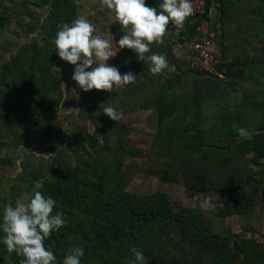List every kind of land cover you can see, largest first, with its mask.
I'll return each instance as SVG.
<instances>
[{
  "label": "trees",
  "instance_id": "trees-1",
  "mask_svg": "<svg viewBox=\"0 0 264 264\" xmlns=\"http://www.w3.org/2000/svg\"><path fill=\"white\" fill-rule=\"evenodd\" d=\"M5 1L0 0V16ZM155 1L159 8L162 0ZM39 2L49 3L53 9L52 22L43 27L46 31L57 32L59 25H70L76 19L75 10L79 5L75 0H36V4ZM211 7L212 0H208V12ZM61 9L67 10L62 16L57 15ZM179 29L177 39L181 43L184 37L196 34V21L189 16ZM56 58H59L56 52L50 53L36 42H25L2 64L0 114L15 121L18 128L43 134L56 127L55 115L63 98V77L55 67ZM137 60L132 56L124 61L121 75L145 71L141 67L131 70L130 62ZM172 65L180 68L177 61ZM224 66L222 64L220 70L225 74ZM166 75L169 81L175 79L169 70ZM154 87L152 99L158 102L160 112L159 128L146 163L149 168L125 163L135 154L128 146L114 144L109 156L102 155L104 142L117 143L108 133H102L103 142L82 133L73 137L74 159L60 157L50 165L48 173L38 176V180L44 181L42 194L56 201L52 214L62 213L66 222L45 240V246L57 257L56 264H62L68 250L76 246L85 253L81 264H126L134 258L132 248L142 252L148 264H175L164 235V227L170 221L181 224V234L189 241L200 244L208 252H217L213 264H239V261L264 264V244H260L256 236L233 233L222 237L212 231L210 219L201 210L179 203L169 192L137 194L129 189L136 173L152 169L166 180L176 173L192 177L195 182L188 187L194 192L206 188L227 193L221 205L215 206L216 214L221 216L245 212L254 205L258 194L264 201V123L254 117L244 122V128L257 131L251 140L239 135L180 136L175 133L179 121L167 116V110L173 105L167 100L170 87ZM147 105L150 104H143ZM238 124L237 119L230 121L231 128ZM20 195L13 185L11 201L15 203ZM2 213L3 210L0 222ZM22 259L15 252L9 253L0 243V264H21Z\"/></svg>",
  "mask_w": 264,
  "mask_h": 264
},
{
  "label": "rangeland",
  "instance_id": "rangeland-1",
  "mask_svg": "<svg viewBox=\"0 0 264 264\" xmlns=\"http://www.w3.org/2000/svg\"><path fill=\"white\" fill-rule=\"evenodd\" d=\"M75 1L77 6L79 5L75 10L77 11L76 18L87 16L86 19L94 25L96 34L109 40L114 38L113 49L115 50V43L123 35H117V29L121 25L112 20L114 14L106 8L101 10V0ZM52 10L49 3L36 4V0L5 1V5L1 6L3 14L0 16V68L4 62L18 52L21 44L25 42H36L48 49L50 53L56 52L54 38L57 32L51 29L46 31L43 28L45 24L52 22ZM66 10H59L57 15L62 16V12ZM178 30L180 31L174 24L169 23L168 35L177 37ZM129 50L127 48L120 50L107 61V64L116 67L122 74L124 61H129L133 55L129 56L131 53ZM55 62L57 71L63 77V98L55 115V128L43 134L32 133L18 128L15 121L0 114V212L9 202L15 204L11 201L13 185L17 187L21 195L30 196L38 176L48 173L50 165L58 158L64 156L69 159L75 158L74 135L87 133L103 142L102 133H108L112 140H117V143L104 142L102 155L109 156L114 144L128 146L135 154L129 156L125 163L148 167L146 163L150 146L159 128L157 118L159 108L156 101L152 99L155 97L153 94L155 84L151 81L157 78L158 74L153 75L149 71L147 62L137 60L135 63L130 62L131 70L141 67L145 71L135 74L134 84L115 88L113 92L95 89L84 92L71 79L75 66L60 58H56ZM185 64L180 62L179 66L186 71V81L193 78V87L195 85L199 87L197 91L201 92V97L207 91L206 88L211 86V82H220L218 79L196 73ZM118 91H121L120 94ZM144 103L150 105L143 106ZM109 106L117 107L118 112L123 113L120 121L115 122L102 112L104 107ZM155 172L156 170L152 172V169H144L136 173L129 189L137 194H147L157 190L167 191L179 203L201 210L208 218L210 217L209 212L210 215L216 214L215 206L221 205L220 201L223 200L217 197L219 194L216 191V195L206 188L202 192H194L188 187L189 184L195 182L192 177L179 176L176 173L166 180ZM197 194H199V199H194ZM205 198H210L214 206L207 212L200 207L201 201ZM180 229V223L171 221L164 227V235L171 247L175 264H213L217 252L206 253L203 246L186 239ZM3 236L4 233L0 230V239Z\"/></svg>",
  "mask_w": 264,
  "mask_h": 264
},
{
  "label": "clouds",
  "instance_id": "clouds-1",
  "mask_svg": "<svg viewBox=\"0 0 264 264\" xmlns=\"http://www.w3.org/2000/svg\"><path fill=\"white\" fill-rule=\"evenodd\" d=\"M106 8L114 14V22L121 25L124 35L115 43L113 40L96 34V29L84 16L74 19L71 24L59 25L54 38L56 54L63 61L74 65L71 77L84 92L90 90L113 92L136 82V75L132 72L121 75L114 66L107 61L122 49H130L136 53L138 60L149 64V71L160 74L163 70L175 71L169 67L166 57L162 54L150 52L152 43H162L167 27L171 22L177 28H182L186 19L193 13L191 0H162L159 11L156 7H149L145 0H101V10ZM96 65L95 67H92ZM87 69H91L88 71ZM102 112L111 120L118 122L123 113L115 108L104 107ZM239 136L244 140H251L253 132L246 128L238 129ZM44 181L34 182L31 195H21L15 205L11 202L3 208L0 230L4 233L3 243L9 253L15 252L23 257L21 264H56L57 257L45 246L53 231L65 226L62 213L53 215L56 201L45 197L41 189ZM199 199V194L194 196ZM203 211L213 209L210 198L200 203ZM133 259L126 264H148L144 254L132 248ZM83 248L76 246L68 250L62 264H81L84 256Z\"/></svg>",
  "mask_w": 264,
  "mask_h": 264
},
{
  "label": "crops",
  "instance_id": "crops-1",
  "mask_svg": "<svg viewBox=\"0 0 264 264\" xmlns=\"http://www.w3.org/2000/svg\"><path fill=\"white\" fill-rule=\"evenodd\" d=\"M145 3L149 7L158 6L155 0H145ZM210 12L220 32L216 52L225 64L226 80L211 82L201 97V92L197 91L199 87H193V78L190 82L186 81V71L182 67L171 71L175 77L171 81L167 80L168 69L162 71L165 74L161 72L155 78V86L170 87L167 100L173 105L167 110V116L175 118V122L179 121L175 133L180 136L232 137L239 135L238 129L244 128V122L248 119L254 117L261 124L264 123V0H212ZM117 35H124L121 27L117 29ZM150 49L146 55H164L169 67H174L173 61L185 64L183 47L177 37L168 35V27L163 42L152 43ZM129 51V56H136L135 52ZM157 118L159 120V115ZM233 119H237L239 124L231 128L230 121ZM217 193L220 199L228 196L225 192ZM213 194L216 195L215 191ZM209 216L214 233L222 237L245 233L246 236H256L259 243L264 244V201L260 194L256 196L254 205L245 212L225 216L210 215L209 212Z\"/></svg>",
  "mask_w": 264,
  "mask_h": 264
},
{
  "label": "built area",
  "instance_id": "built-area-1",
  "mask_svg": "<svg viewBox=\"0 0 264 264\" xmlns=\"http://www.w3.org/2000/svg\"><path fill=\"white\" fill-rule=\"evenodd\" d=\"M191 3L193 13L190 16L196 21V34L182 39L183 60L190 69L203 76L226 80L220 70L223 59L216 52L220 32L213 22L211 12H208V0H191Z\"/></svg>",
  "mask_w": 264,
  "mask_h": 264
}]
</instances>
